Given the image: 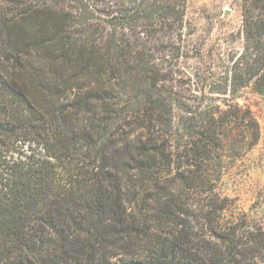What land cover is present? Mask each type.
I'll return each instance as SVG.
<instances>
[{
  "label": "trees",
  "instance_id": "16d2710c",
  "mask_svg": "<svg viewBox=\"0 0 264 264\" xmlns=\"http://www.w3.org/2000/svg\"><path fill=\"white\" fill-rule=\"evenodd\" d=\"M189 0H0V264H264L224 194L261 138L264 0L182 88Z\"/></svg>",
  "mask_w": 264,
  "mask_h": 264
},
{
  "label": "rangeland",
  "instance_id": "374dc122",
  "mask_svg": "<svg viewBox=\"0 0 264 264\" xmlns=\"http://www.w3.org/2000/svg\"><path fill=\"white\" fill-rule=\"evenodd\" d=\"M186 20L187 30L194 31L188 55L178 61H165L167 67L173 64L177 84L182 88L195 81L196 73L218 68V54L232 40V33L236 36L233 44L240 46L241 0H189ZM237 102L252 110L261 127V138L251 150L230 162L221 189L253 223L264 226V96L249 87L241 91Z\"/></svg>",
  "mask_w": 264,
  "mask_h": 264
}]
</instances>
